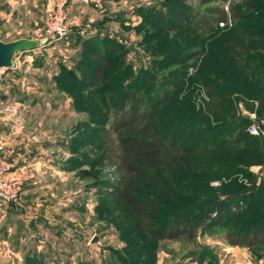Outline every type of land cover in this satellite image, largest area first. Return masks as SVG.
I'll use <instances>...</instances> for the list:
<instances>
[{
	"label": "rangeland",
	"instance_id": "374dc122",
	"mask_svg": "<svg viewBox=\"0 0 264 264\" xmlns=\"http://www.w3.org/2000/svg\"><path fill=\"white\" fill-rule=\"evenodd\" d=\"M60 1L0 0L3 40L46 38L43 46L18 52L13 68L0 69V113L10 117L20 163L37 165L35 176L25 170L17 177L19 195L8 202L13 207L12 230L5 235L10 264H264V246H234L224 238L227 229L249 231L264 219V130H247L252 123L264 124V96L257 100L225 48L226 40L241 41L231 27L235 23L250 31L264 29V0H248L254 12L247 10L244 20L232 19L229 27L202 38L190 24L169 29L167 20L178 7L202 13L208 6L228 9L242 0L206 5L200 0H66L67 32L49 37V18ZM259 36L264 39V32ZM91 49L107 53L111 85L90 86ZM257 55L264 63V50ZM209 81L236 98L231 119L246 120L249 138L214 148L218 164L235 167L225 177H198L183 168L173 179H162L172 195L161 196L165 215H196L190 224L194 238L143 237L116 214L119 174L105 159L108 143L98 135L109 127L123 92L140 84L151 95L158 90L167 95L156 126L178 145L224 144L215 141L221 137L216 119L203 113ZM249 140L257 142L247 148ZM31 180L38 184L30 187ZM21 192L23 205L16 208ZM212 197L228 208L209 210ZM17 213L28 216L20 219ZM34 215L39 218L31 224ZM95 236L99 241L92 243Z\"/></svg>",
	"mask_w": 264,
	"mask_h": 264
},
{
	"label": "trees",
	"instance_id": "16d2710c",
	"mask_svg": "<svg viewBox=\"0 0 264 264\" xmlns=\"http://www.w3.org/2000/svg\"><path fill=\"white\" fill-rule=\"evenodd\" d=\"M215 1L218 0H200L203 5ZM247 10L250 12L256 10L254 3L248 0L232 3L228 9L219 5L208 6L202 13L178 7L177 15L170 17L167 23L171 30L190 24L202 38L223 27L220 24L222 22L229 27L232 25L230 24L232 19L244 20V15L242 17L241 14H245ZM231 27L241 41L226 40L225 48L231 53L245 79V85L253 87L257 93V100L261 101V97L258 96L259 94L264 96V63L259 64L261 58L256 54L258 50H264V39L259 36L264 29L258 32L250 31L248 27H242L238 23ZM88 53L93 58L92 61H88L90 86L96 88L105 84L111 85L112 81H109L106 74L110 65L107 53L101 49L89 50ZM205 85L208 98L204 103V117L208 120L216 119L215 128L220 129L221 137L218 134L219 137L215 141L221 138L224 144L220 143L215 147L211 145V148L199 146L188 148L178 145L172 134L161 131L156 126L160 106L168 100L167 95L162 94L160 90L151 95L150 92H145L140 84L123 92L122 97L120 96L121 105L112 116L109 127L98 135L99 139H106L108 143L104 153L105 159L116 166L119 174L114 188V195L118 201L116 214L125 222H130L132 230L143 237L157 241L180 239L183 236L194 238L195 229L190 224L196 215L183 212L165 215V204L161 196L171 198L172 195L164 188L162 179H173L174 174L183 168L198 177L214 180L225 177L235 167L233 164L226 167L218 164L214 148L220 149L222 146L233 144L234 140L239 143L249 138L244 131L246 126H249L246 120L231 119L236 114V98L232 94L226 95L214 81H209ZM260 129L264 130V124ZM240 130L243 131L237 136ZM255 142L257 140H249L246 147L251 148ZM207 203L210 204L211 211L222 212L228 208L226 201L215 197ZM207 203L204 204L205 207ZM244 229L245 227L227 229L224 234L225 240L234 246L249 248L264 246V219L254 229L249 231Z\"/></svg>",
	"mask_w": 264,
	"mask_h": 264
},
{
	"label": "crops",
	"instance_id": "0c3cea01",
	"mask_svg": "<svg viewBox=\"0 0 264 264\" xmlns=\"http://www.w3.org/2000/svg\"><path fill=\"white\" fill-rule=\"evenodd\" d=\"M1 29V28H0ZM4 106H0V110ZM9 115H3L0 113V161H5L9 165V175L13 179H17V177L22 178V174L25 170L29 171V177L35 176L33 169H36L37 165H33V163L29 164H21L20 161L23 160L22 155L17 150V145H13V133L10 131L9 128ZM15 176V177H14ZM24 178V177H23ZM27 182V181H26ZM27 183H30V187H34L35 184H38L37 180H31ZM29 187V186H28ZM25 187V188H28ZM25 193V192H24ZM22 192L20 195V199L17 202L16 208L23 205L22 203ZM13 207L7 201L0 199V230H3L4 237L0 239V263L3 262L5 264V260L7 259L9 264L11 262V247L8 244V238L5 235L10 236L11 226L9 222L13 216ZM18 218L23 219L26 214H15ZM30 218V217H29ZM39 216L34 215V217L30 218L31 224L36 221ZM37 224V223H36Z\"/></svg>",
	"mask_w": 264,
	"mask_h": 264
},
{
	"label": "built area",
	"instance_id": "2783aa9c",
	"mask_svg": "<svg viewBox=\"0 0 264 264\" xmlns=\"http://www.w3.org/2000/svg\"><path fill=\"white\" fill-rule=\"evenodd\" d=\"M68 13L66 9V0H61L57 10L50 15V20L47 25V34L49 37H62L68 29ZM225 26L224 22L220 23ZM231 24V23H230ZM249 131L253 134H258L260 124L252 123L249 126ZM20 181L13 179L9 175V165L5 161H0V199L10 202L15 201L20 192ZM218 184V181H215Z\"/></svg>",
	"mask_w": 264,
	"mask_h": 264
},
{
	"label": "water",
	"instance_id": "95a60500",
	"mask_svg": "<svg viewBox=\"0 0 264 264\" xmlns=\"http://www.w3.org/2000/svg\"><path fill=\"white\" fill-rule=\"evenodd\" d=\"M46 42V38H28L22 37L11 41H5L2 39V30L0 29V69L13 68L15 65V57L18 52L34 49L43 46ZM260 127L263 128V123H260ZM99 241V238L95 236L92 243Z\"/></svg>",
	"mask_w": 264,
	"mask_h": 264
}]
</instances>
